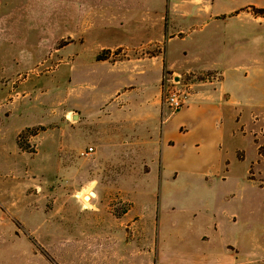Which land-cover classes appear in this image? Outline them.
I'll list each match as a JSON object with an SVG mask.
<instances>
[{
	"label": "rangeland",
	"instance_id": "1",
	"mask_svg": "<svg viewBox=\"0 0 264 264\" xmlns=\"http://www.w3.org/2000/svg\"><path fill=\"white\" fill-rule=\"evenodd\" d=\"M69 5L65 0H0V75L22 73L10 82L0 77V87L10 91L0 98V264H143L135 253L144 238L156 248L171 235L190 207L201 203L210 174H245L256 157L255 140L264 157V109H254L246 127L248 113L242 123L225 125L230 128L223 145L228 163L216 157L215 147H204L206 140L197 144L195 131L184 134L186 127L172 136L176 156L170 165L160 169L157 162L144 161L138 148L119 144L136 131L112 134L111 111L124 102L113 101L119 79L110 63L129 50H100L102 58L109 53L112 58L94 67L80 65L75 43L55 52L70 42L62 25ZM109 31L96 29L93 47L113 39ZM161 48V43H148L136 54L149 59ZM27 74L30 81L22 83ZM208 75L200 74L202 79ZM191 76L199 75L164 72L161 103L168 89L179 86L178 80L191 83ZM179 117L178 123L185 121ZM88 147L94 152L81 155ZM250 170L258 174L264 164ZM241 215L244 230L264 236V207Z\"/></svg>",
	"mask_w": 264,
	"mask_h": 264
},
{
	"label": "crops",
	"instance_id": "2",
	"mask_svg": "<svg viewBox=\"0 0 264 264\" xmlns=\"http://www.w3.org/2000/svg\"><path fill=\"white\" fill-rule=\"evenodd\" d=\"M65 1L70 5L64 12L62 25L66 26L64 31L70 42L55 52L60 54L75 43V57L80 65L94 67L112 58L109 53L97 60L100 50L113 51L121 47L129 50L124 59L110 63L113 76L120 80L113 101L123 98L124 102L123 106L116 104L111 111L112 134L121 129L136 131V134H126L127 137L119 142L121 146L138 148L145 156L144 161L147 158L151 163L157 162L162 169L176 156L172 137L175 129L180 132L186 127L184 134L195 131L194 135L200 138L197 144L206 140L204 147H215L216 157L222 164L228 163L223 145L230 128L225 125L238 124L248 113V120L242 125L246 127L250 115L255 113L253 110L264 109V90L255 94V89L264 87V54H258L259 50H264V17L251 11L264 9V2ZM84 3L90 9L84 7ZM85 9L88 10L85 12ZM96 29L113 30L115 37L93 47ZM148 43H161L162 48L149 59L136 54L137 49ZM74 50L66 53L68 58L73 57ZM164 72L174 76L209 73L218 79L188 77L193 87L190 99L181 109L171 111L161 103L160 85ZM21 74L0 77L10 82ZM29 76L27 74L22 83L30 81ZM246 83L262 86L250 88ZM8 95L9 86L0 87V98ZM180 115L185 121L178 123L175 118ZM232 130L235 135L234 127ZM256 142V157L246 167L245 174H237V171L210 174L204 195L200 197L203 199L199 205L190 207L189 218L187 215L180 218L172 234L164 237L156 248L144 238V247L135 253L143 264H264V236L259 238L256 230L251 232L241 226L243 211L254 214L264 207V170L250 174L254 165L264 164L260 143ZM150 170L147 166L145 172ZM255 190L256 195L251 194ZM97 224L110 226L107 220H98ZM183 227H187L188 232ZM124 242H128V255L132 256L130 241Z\"/></svg>",
	"mask_w": 264,
	"mask_h": 264
},
{
	"label": "built area",
	"instance_id": "3",
	"mask_svg": "<svg viewBox=\"0 0 264 264\" xmlns=\"http://www.w3.org/2000/svg\"><path fill=\"white\" fill-rule=\"evenodd\" d=\"M206 78L212 81L218 79L216 75H208ZM176 83H180V85L175 89H168L164 95V104L171 111H177L186 105L190 99V95L192 94V83H181L179 80ZM93 152V148L88 147L86 150L81 151V155H90Z\"/></svg>",
	"mask_w": 264,
	"mask_h": 264
},
{
	"label": "trees",
	"instance_id": "4",
	"mask_svg": "<svg viewBox=\"0 0 264 264\" xmlns=\"http://www.w3.org/2000/svg\"><path fill=\"white\" fill-rule=\"evenodd\" d=\"M254 10H255L257 13H259V14H261V15L264 16V9H263V8H254ZM101 59H104V58H102L101 55H98V56H97V60H101Z\"/></svg>",
	"mask_w": 264,
	"mask_h": 264
},
{
	"label": "bare ground",
	"instance_id": "5",
	"mask_svg": "<svg viewBox=\"0 0 264 264\" xmlns=\"http://www.w3.org/2000/svg\"><path fill=\"white\" fill-rule=\"evenodd\" d=\"M91 193V192H90ZM91 195H94L93 193H91Z\"/></svg>",
	"mask_w": 264,
	"mask_h": 264
}]
</instances>
